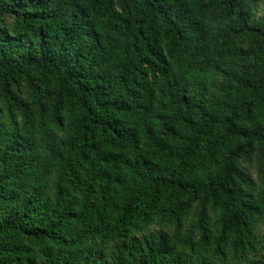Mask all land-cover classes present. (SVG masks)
I'll use <instances>...</instances> for the list:
<instances>
[{"label":"trees","instance_id":"obj_1","mask_svg":"<svg viewBox=\"0 0 264 264\" xmlns=\"http://www.w3.org/2000/svg\"><path fill=\"white\" fill-rule=\"evenodd\" d=\"M261 6L0 0V264H264Z\"/></svg>","mask_w":264,"mask_h":264},{"label":"rangeland","instance_id":"obj_2","mask_svg":"<svg viewBox=\"0 0 264 264\" xmlns=\"http://www.w3.org/2000/svg\"><path fill=\"white\" fill-rule=\"evenodd\" d=\"M260 15H262V14H264V7L263 6H261V8H260V13H259ZM251 172H252V174L254 175V177L257 179V180H259V170H258V168H257V165H252L251 166ZM262 235L264 236V226L262 227Z\"/></svg>","mask_w":264,"mask_h":264}]
</instances>
